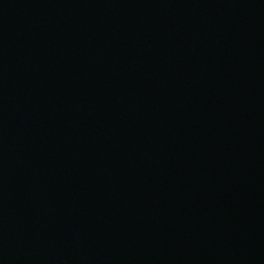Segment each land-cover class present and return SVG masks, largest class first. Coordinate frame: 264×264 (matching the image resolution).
I'll use <instances>...</instances> for the list:
<instances>
[{"label":"water","instance_id":"95a60500","mask_svg":"<svg viewBox=\"0 0 264 264\" xmlns=\"http://www.w3.org/2000/svg\"><path fill=\"white\" fill-rule=\"evenodd\" d=\"M0 264H264V0H0Z\"/></svg>","mask_w":264,"mask_h":264}]
</instances>
